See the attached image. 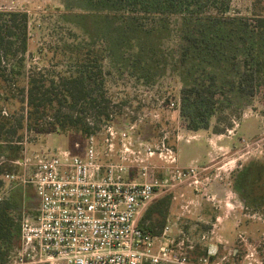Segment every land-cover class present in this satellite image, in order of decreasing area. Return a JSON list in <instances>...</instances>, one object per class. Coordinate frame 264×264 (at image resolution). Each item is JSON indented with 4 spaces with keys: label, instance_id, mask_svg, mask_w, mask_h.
<instances>
[{
    "label": "rangeland",
    "instance_id": "rangeland-1",
    "mask_svg": "<svg viewBox=\"0 0 264 264\" xmlns=\"http://www.w3.org/2000/svg\"><path fill=\"white\" fill-rule=\"evenodd\" d=\"M102 4L106 5L101 0H0V9L26 11L31 63L40 64L37 50H54L69 29L83 43L101 50L107 88L119 106L114 127L121 128L123 121L135 125L129 156L134 166L125 178L140 180V166L147 165L149 174L163 184L155 199L171 196L167 235L175 242L183 241L179 249L190 262L198 264L208 251L214 253L208 264H264V211L250 205L241 189L251 166L264 167L262 100L238 96L223 87L217 95L231 101L232 128L213 133L212 116L207 129L189 130L180 115L179 91L194 84V79L208 76V60L203 61L196 49L185 63L179 62L184 42L178 19H171L148 39L117 42L114 36L108 38L101 19ZM230 8L232 17L259 11L264 15V0L260 5L253 0H231ZM102 133L95 136L101 152ZM114 145L111 159L116 160L119 141ZM84 146L85 139L72 133H31L28 139L25 136L22 151L41 154L60 148L82 154ZM101 157L107 160L103 154ZM18 167L17 177L5 182L4 188L18 199L19 212L24 209L32 214L37 206L35 192L19 178L29 170Z\"/></svg>",
    "mask_w": 264,
    "mask_h": 264
},
{
    "label": "trees",
    "instance_id": "trees-1",
    "mask_svg": "<svg viewBox=\"0 0 264 264\" xmlns=\"http://www.w3.org/2000/svg\"><path fill=\"white\" fill-rule=\"evenodd\" d=\"M101 1L106 3L101 19L108 38L114 36L117 42L148 39L171 19H178L184 42L179 62L185 63L196 49L203 61L208 60V76L194 79V84L179 91L180 115L189 130L207 129L212 116L213 133L232 128L231 101L217 95L223 87L238 96H259L264 115V15L260 11L232 17L231 0ZM28 22L26 11L0 9V193L5 189L4 176L19 171L14 161L22 156L25 136L72 133L83 139L98 137L105 126L115 125L119 113L107 88L101 50L83 43L69 29L54 50H37L40 64L31 63ZM247 172V202L264 211V184L261 195L254 188L264 177V167L254 165ZM170 199L162 195L152 201L141 214L138 228L160 235ZM19 205L9 190L0 199V264L9 261L18 246Z\"/></svg>",
    "mask_w": 264,
    "mask_h": 264
},
{
    "label": "built area",
    "instance_id": "built-area-1",
    "mask_svg": "<svg viewBox=\"0 0 264 264\" xmlns=\"http://www.w3.org/2000/svg\"><path fill=\"white\" fill-rule=\"evenodd\" d=\"M134 126H105L102 152L91 135L82 154L56 148L41 154L23 152L14 161L29 170L19 178L35 192L37 206L32 214L22 209L18 246L4 264H194L177 249L183 241L167 235L168 224L157 236L137 226L163 184L149 174L147 165L140 166V180H126L134 166L129 157ZM115 140L119 149L113 160ZM16 177L7 174L4 180ZM211 256L214 253L207 251L198 264H208Z\"/></svg>",
    "mask_w": 264,
    "mask_h": 264
},
{
    "label": "flooded vegetation",
    "instance_id": "flooded-vegetation-1",
    "mask_svg": "<svg viewBox=\"0 0 264 264\" xmlns=\"http://www.w3.org/2000/svg\"><path fill=\"white\" fill-rule=\"evenodd\" d=\"M250 170V169H249ZM249 176H250V174H249ZM247 183H248V181H247ZM263 182H261V180H259V182H255L254 183V185H255V191H256V193H257V195L259 194V195H261L262 193V190H263V188H262V186H263ZM241 189H242V192H243V196H244V198H245V200H247L248 199V197L247 196H249V192H248V185L245 183V185H243L242 187H241Z\"/></svg>",
    "mask_w": 264,
    "mask_h": 264
}]
</instances>
